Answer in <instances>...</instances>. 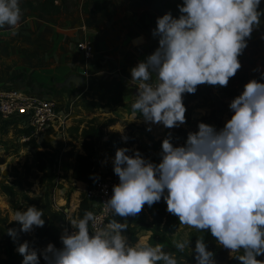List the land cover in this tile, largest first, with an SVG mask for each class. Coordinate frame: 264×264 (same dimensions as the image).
<instances>
[{
	"label": "clouds",
	"instance_id": "clouds-1",
	"mask_svg": "<svg viewBox=\"0 0 264 264\" xmlns=\"http://www.w3.org/2000/svg\"><path fill=\"white\" fill-rule=\"evenodd\" d=\"M261 0H182L179 15L166 12L151 30L158 46L130 69L137 86L133 115L148 125L173 129L185 124L184 94L198 85L226 87L241 64L238 57L251 33L261 24ZM19 0H0V30L14 33L21 21ZM264 39V36L261 37ZM259 71V69H254ZM153 75L155 80H152ZM264 81V72L260 73ZM232 113L220 129L204 122L189 132L182 146H173L167 133L161 142L159 163L142 157L138 150L119 148L112 159L118 184L102 205L113 217L136 216L147 205L163 198L166 211L180 224L207 231L216 243L239 252L238 264H264V83L248 81L228 104ZM127 140V137H122ZM98 179V177L96 178ZM13 221L20 232L43 227V211L35 206L16 210ZM56 248L42 250L27 241L16 247L21 264H177L162 245L130 244L127 223L116 219L99 223L93 211L68 221ZM7 235L16 240L15 229ZM183 252L189 241H175ZM195 264H216L205 242L196 239Z\"/></svg>",
	"mask_w": 264,
	"mask_h": 264
},
{
	"label": "rangeland",
	"instance_id": "rangeland-1",
	"mask_svg": "<svg viewBox=\"0 0 264 264\" xmlns=\"http://www.w3.org/2000/svg\"><path fill=\"white\" fill-rule=\"evenodd\" d=\"M43 1L19 0L22 16L15 34L0 30V87L28 91L41 97L43 102L57 101L63 126L58 132L51 131L46 139L34 138L18 118L0 117V264H21L22 261L16 252L19 244L10 242L7 236L8 226L18 223L13 221L16 210L35 206L60 230L72 231L68 221L78 218L89 188L72 179V169L64 170L63 157L71 151L83 154L84 129L106 125L103 128L106 137L98 144L93 173L94 180L111 179L114 156L105 152L103 144L112 134L120 136L123 148L130 149L128 153L141 148L149 151L153 161L159 156L167 133H171L175 147L184 134L197 130L198 122L222 128L232 115L228 104L242 92L243 86L252 79L264 83L260 80V73L264 72L262 15L261 24L253 30L247 47L238 57L241 67L226 87L198 85L201 96L188 105L185 124L173 129L154 124L150 131L146 130L148 125L139 113H132L137 86L131 82L130 69L158 46L157 39L151 35L159 17L155 0H105L101 13L94 12V3L98 0H64L62 12L56 16L27 8L29 3L37 6ZM180 2L170 1L172 6ZM260 10H264V0L258 6ZM145 24H148V39L138 33ZM103 35L107 41L102 40ZM105 43L108 49H100ZM80 44H90L93 51L97 46L95 56L86 58L78 48ZM119 50L125 55L121 56ZM125 59L128 61L124 63ZM221 105H225L224 111L216 112ZM44 143L51 149H44ZM40 152L45 155L44 173L38 170ZM125 221V235L130 244L159 243L162 251L174 254L177 264H186L183 257L192 254L197 238L203 239L202 231L180 224L177 217L169 227L166 220L160 225L152 206L145 205L136 216L125 217ZM182 240L189 241V248L180 252L174 242ZM29 246L38 250V256L43 249L37 242ZM226 251L228 262L238 253ZM40 264H45L42 258Z\"/></svg>",
	"mask_w": 264,
	"mask_h": 264
},
{
	"label": "trees",
	"instance_id": "trees-1",
	"mask_svg": "<svg viewBox=\"0 0 264 264\" xmlns=\"http://www.w3.org/2000/svg\"><path fill=\"white\" fill-rule=\"evenodd\" d=\"M171 0H155V10L157 15L160 17L166 12H171L174 17H177L179 15L178 9L176 6H172L170 3ZM58 2V3H57ZM95 10L96 13H101L104 11L105 7V0H98L95 3ZM179 4H182L180 2ZM64 5V0H44L43 2L39 3L37 6H34L33 4L29 3L27 5V8L32 10L33 12H39L44 15L48 16H56L61 14L62 7ZM101 6V7H100ZM201 94L196 91L194 94H184L183 95V104L185 108L187 109L188 105L199 98ZM87 106V105H86ZM225 108V105H221L216 112H223ZM106 125L103 126H90L82 131L81 139L83 140V154H75L74 152H69L64 155L63 161H64V170L70 171L72 169V179L75 182H80L85 184L88 188H90L94 182V166H95V157L96 152L98 149V144L103 140L105 136L103 132V128H105ZM219 129V127H218ZM50 133H48L49 135ZM187 135L184 134L182 137V141L177 146H182L186 141ZM133 144H136L134 142ZM119 148H123V143L120 139V136L118 134H112L108 140L103 144V149L106 153H108L111 156L115 155V151ZM44 149H51V146L47 143H44ZM138 151L142 154V157L153 162V163H159L160 157L154 158V160H151V156L149 151H146L144 149H138ZM132 153H128L127 155H131ZM44 153L40 152L38 153V160L39 163L38 170L41 173L45 172V165L44 162ZM73 166V167H72ZM112 181L115 184H118L119 180L118 177L113 173L111 175ZM152 207L156 210V218L158 223L161 225L164 220H166V224H168L166 227H169L171 225L172 220L176 217L166 211V204L163 201V198L160 202L154 203ZM39 209V208H37ZM26 210V209H25ZM85 211H90V206L87 201L86 195L83 198L81 202V206L79 209V217H82L83 213ZM43 218L45 219V224L43 227L40 228H34L31 232L23 233L20 232V224L19 223H11L8 229H15L17 232L16 240L13 242V239L9 237L8 239L10 242L14 244H20L25 241L29 243V245H36L38 247H45L48 243H52L56 248L62 247L59 237L62 233V230H60L55 223L51 222L48 218V216L43 213ZM116 219L120 222H124L125 217H113L111 216L109 220ZM108 220V221H109ZM202 237L203 241L206 245V250L213 252V258L216 262V264H238V261L235 259V257L241 253H237L233 256L232 260L228 262V256L229 252L226 251L225 248L219 246L215 238H213L207 231H202ZM29 234H33V237H29ZM183 259L186 261V264H195V260L193 258V254L184 256ZM258 260H264V254L257 257Z\"/></svg>",
	"mask_w": 264,
	"mask_h": 264
},
{
	"label": "built area",
	"instance_id": "built-area-1",
	"mask_svg": "<svg viewBox=\"0 0 264 264\" xmlns=\"http://www.w3.org/2000/svg\"><path fill=\"white\" fill-rule=\"evenodd\" d=\"M78 48L85 53L88 59L95 56V50L93 51L90 44H80ZM58 106L57 101L53 99L43 102L41 97L30 94L28 91L0 87V117L4 120L18 118L19 123L28 128L34 138L46 139L48 133L58 132L61 129L63 121L60 119ZM113 185L115 183L109 178L94 180L86 192L90 211L99 217L101 226L106 224L112 216L110 212L104 211L102 204L112 195Z\"/></svg>",
	"mask_w": 264,
	"mask_h": 264
},
{
	"label": "crops",
	"instance_id": "crops-1",
	"mask_svg": "<svg viewBox=\"0 0 264 264\" xmlns=\"http://www.w3.org/2000/svg\"><path fill=\"white\" fill-rule=\"evenodd\" d=\"M147 25H148V24H147ZM147 25H146V24L144 25L145 28H139V32H138V33L141 32V34H143V36H144V37H147V39H148L149 35H148V30H147V28H146ZM136 35H137V34H136ZM140 39H142V38H140ZM102 40L107 41V40L105 39V35L102 36ZM147 45H148V44H147ZM96 48L98 49L97 46H96V47L94 46V50H95V51L97 50ZM100 49H104V50L108 49V48H107V43L103 44V45H102V48H100ZM116 52H117V51H116ZM96 53H97V52H96ZM118 53H119L121 56H124V55H125L124 51H122V50H119ZM119 58L121 59V57H119ZM127 61H128V60L125 59V60H124V63L127 62ZM96 63H97V61H95V63L93 62L92 65L94 66ZM118 83H119V82H118Z\"/></svg>",
	"mask_w": 264,
	"mask_h": 264
}]
</instances>
